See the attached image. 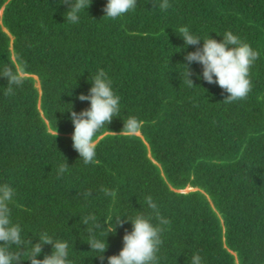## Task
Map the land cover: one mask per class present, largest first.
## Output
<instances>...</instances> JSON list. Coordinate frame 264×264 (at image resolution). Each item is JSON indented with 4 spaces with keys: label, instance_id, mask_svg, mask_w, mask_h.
Listing matches in <instances>:
<instances>
[{
    "label": "trees",
    "instance_id": "1",
    "mask_svg": "<svg viewBox=\"0 0 264 264\" xmlns=\"http://www.w3.org/2000/svg\"><path fill=\"white\" fill-rule=\"evenodd\" d=\"M105 3L90 0L72 24L68 0H0V185L14 189L12 222L30 243L43 234L67 242L68 264H102L87 244L90 215L108 227L151 217L162 229L158 264H191L196 254L201 264H264V0H137L115 20L103 17ZM184 28L218 41L231 32L259 54L244 99L224 100L219 86L197 79V64L187 83ZM100 69L119 112L96 134L95 159L85 165L67 109L88 107L77 96ZM8 73L22 84L10 85ZM22 75L36 76L41 94ZM125 230L129 222L106 236L103 264ZM29 249L10 248L17 264H30ZM51 250L42 245L38 259Z\"/></svg>",
    "mask_w": 264,
    "mask_h": 264
},
{
    "label": "clouds",
    "instance_id": "2",
    "mask_svg": "<svg viewBox=\"0 0 264 264\" xmlns=\"http://www.w3.org/2000/svg\"><path fill=\"white\" fill-rule=\"evenodd\" d=\"M90 0H68L66 19L72 24L80 20L82 12H86ZM137 7V0H106L103 8L104 15L109 19L115 20ZM162 10L168 8L167 3L160 5ZM183 41V77L189 85H193V75L191 66L197 64L200 66V73L196 74L197 79H202L208 84L219 86L227 93L224 100L233 102L244 99L251 90V81L249 71L254 62L258 59V53L249 45L243 43L236 35L226 32L218 41L208 35L207 39H201L194 35L189 29H181L178 35ZM188 46H193V51H187ZM181 51V49H179ZM10 85L19 86L22 79L17 78L11 73L6 77ZM90 87L87 94H79L77 99L81 102H87L88 107L80 112L67 109L69 119L73 125L71 142L73 149L78 153L79 159L85 165L90 164L96 156L98 139L96 134L102 128H105L119 112L120 97L115 93L112 82L107 73L100 69L94 77L89 78ZM9 87V92H11ZM53 135L56 137L57 130ZM67 171V164L58 169V174L62 175ZM14 197V189L9 185H0V264H17L19 256L10 251L12 246L20 249L30 246V255L27 260L30 264H68V244L64 241H53L49 236L43 234L36 239L35 243H30L22 236V229L18 224L11 220L10 209L7 201ZM148 207L159 215L157 205L151 198L147 200ZM125 217V216H124ZM93 223L95 228L108 227L101 225L95 215H90L84 220V224ZM129 222L131 230H125L122 237V247L118 254L108 256L107 264H158L157 253L162 243V229L152 223L151 217L137 215L134 218H119L114 227H108L107 233L103 239L95 238L94 231L91 242L87 243L90 249L98 252L97 258L103 264L105 260L104 253L107 250L106 236L115 231L117 225ZM161 224L167 221L161 219ZM111 224V221L108 222ZM51 245V254L38 259L42 252V245ZM191 264H201V258L198 254L191 258Z\"/></svg>",
    "mask_w": 264,
    "mask_h": 264
},
{
    "label": "water",
    "instance_id": "3",
    "mask_svg": "<svg viewBox=\"0 0 264 264\" xmlns=\"http://www.w3.org/2000/svg\"><path fill=\"white\" fill-rule=\"evenodd\" d=\"M1 17H2V11H0V23H1ZM3 31L10 37V40H13V37H11V35L8 33V31L6 29L3 28ZM23 77L25 76H28V75H22ZM28 77H36V76H28ZM37 78V77H36ZM38 91H39V94H41V91H40V86L38 88ZM134 135L138 136V137H141L140 133H134ZM101 138V137H100ZM99 138V139H100ZM191 191H194L193 188H187L186 190L182 191L183 193H188V192H191Z\"/></svg>",
    "mask_w": 264,
    "mask_h": 264
},
{
    "label": "rangeland",
    "instance_id": "4",
    "mask_svg": "<svg viewBox=\"0 0 264 264\" xmlns=\"http://www.w3.org/2000/svg\"><path fill=\"white\" fill-rule=\"evenodd\" d=\"M32 78L34 79V81H35V86H36V88L38 89L39 86H40L38 78H36V77H32Z\"/></svg>",
    "mask_w": 264,
    "mask_h": 264
}]
</instances>
